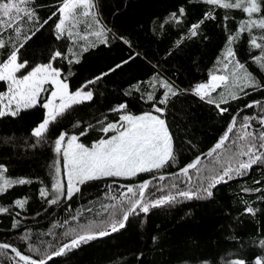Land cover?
Returning <instances> with one entry per match:
<instances>
[{
    "label": "trees",
    "instance_id": "obj_1",
    "mask_svg": "<svg viewBox=\"0 0 264 264\" xmlns=\"http://www.w3.org/2000/svg\"><path fill=\"white\" fill-rule=\"evenodd\" d=\"M17 1L0 0L23 8L15 26L0 23V67L14 54L25 73L53 65L71 94L85 90L91 99L37 135L49 92L2 115L8 84L0 79V243L44 262L73 239L98 234L67 239L70 229L104 222L127 202L125 219L151 177L206 154L192 171L153 180L123 229L46 264H264V0H101L109 27L96 3L63 22L67 0ZM215 75L227 81L201 96L197 88ZM240 111L229 140L207 154ZM148 113L164 117L173 144L159 171L88 180L55 199L64 141L75 135L92 148L119 133L124 114ZM233 146L242 159L248 148L259 158L241 163L227 151ZM50 244L47 256L34 253ZM0 252V264H28L11 249Z\"/></svg>",
    "mask_w": 264,
    "mask_h": 264
},
{
    "label": "rangeland",
    "instance_id": "obj_2",
    "mask_svg": "<svg viewBox=\"0 0 264 264\" xmlns=\"http://www.w3.org/2000/svg\"><path fill=\"white\" fill-rule=\"evenodd\" d=\"M81 1L79 0L78 3ZM17 2L25 5V0H18ZM78 3H73L71 9ZM91 5L92 3L88 7ZM75 7L76 11L73 12H70V6L66 7L65 18L68 14L71 16L74 12H78L81 9L84 10L82 7L80 9L78 6ZM22 10L23 8H20L18 4H15L13 7L3 5L0 2V23L4 22L15 26L18 22H12V20ZM23 67L24 64L20 63L17 54H14L0 67V79L6 81L8 84L7 91L2 95L1 114L15 115L22 109L35 106L39 104L41 97L49 92L48 99L45 101V120L34 131L37 135H41L48 125L70 105L91 99V93L85 90L71 94L66 82L62 80L61 71L53 65H39L26 73L23 72ZM214 77H221V83L220 81H216ZM226 81L227 77L225 76H212L207 84L197 88V92L201 96L208 95L212 90L221 87ZM157 114L148 113L140 116L124 114L122 116V129L119 131V137L102 142L94 150L83 146L75 135H72L68 141H64L65 169L63 172L59 171L56 174L53 192L55 199L58 201L64 197L69 198L73 196L77 192L78 187L88 180L99 178H134L141 173H145L143 166L151 162V160L156 161L157 155L163 156L169 154L172 150L170 140H168L166 145H161V142L166 140L165 131L161 127H155L153 125L154 120L143 119L152 117L158 119ZM227 151L228 153L234 152L235 154H239L241 163L253 162L260 155L259 151L248 148L244 152V159H242L243 154L235 146ZM230 159L231 155L226 157L225 162ZM210 169L214 173L215 166H211ZM159 170H155V172ZM24 182L26 181L23 180L20 183ZM143 189L141 188L142 192ZM127 205V202L120 203L110 208V215L104 222L81 225L70 229L67 232V239H72L82 234H101L114 230L124 223ZM146 207L145 205L143 209ZM121 221L122 223H120ZM51 247V244L37 247L34 253L45 257ZM0 256H3L2 252H0Z\"/></svg>",
    "mask_w": 264,
    "mask_h": 264
},
{
    "label": "water",
    "instance_id": "obj_3",
    "mask_svg": "<svg viewBox=\"0 0 264 264\" xmlns=\"http://www.w3.org/2000/svg\"><path fill=\"white\" fill-rule=\"evenodd\" d=\"M242 111H240L236 116L235 118L233 119L232 121V124H231V127H230V130L228 131L227 135L221 140V142L216 146L214 147L211 151H209L207 154H210L211 152H214L216 151L217 149L221 148L228 140L229 138L231 137L233 131H234V128H235V124H236V120L239 116V114H241ZM162 115H164V113H162ZM206 155V154H205ZM205 155H202L192 166L186 168V169H183L181 171H178L176 173H173V174H169V175H165V174H158V175H155L153 177H151L144 189H143V192L141 193V196L139 197V199L133 204V206L130 208V210L128 211L127 215H126V218H125V221L124 223L117 229L113 230V231H110V232H107V233H101V234H92V235H86V236H81V237H78L76 239H73L72 241L68 242L60 252H58L56 255H52L49 259H47L46 261L44 262H36V261H32L28 258H26L24 255H22L15 247H13L12 245H8V244H2L0 243V246L4 247V248H8V249H11L12 251H14L15 253H17V255L23 259L26 263L28 264H46L47 262H49L50 260H52L53 258L55 257H58V256H61L69 247L71 246H76L78 245L79 243L81 242H84V241H87V240H90V239H104V238H107L109 236H111L112 234L118 232L119 230L123 229L127 223L129 222L130 218H131V215L132 213L134 212V210L138 207V205L142 202L143 198H144V195L149 187V185L151 184V182L153 180H156V179H159V178H164V177H175V176H178V175H182V174H185L189 171H192V169H194L198 164L199 162L202 160V158L205 157Z\"/></svg>",
    "mask_w": 264,
    "mask_h": 264
},
{
    "label": "crops",
    "instance_id": "obj_4",
    "mask_svg": "<svg viewBox=\"0 0 264 264\" xmlns=\"http://www.w3.org/2000/svg\"><path fill=\"white\" fill-rule=\"evenodd\" d=\"M78 1L79 0H67L65 3H64V6L62 7V9H61V15H62V21L63 22H65V21H67L68 19H69V14H68V16L66 17V18H68V19H66L65 18V16H64V14H65V12H66V7L67 6H70V12H73V11H76V7L75 6H78L79 7V9L82 7V8H84V10H85V13L84 14H88L87 12L89 11V7H88V5L89 4H91L92 3V5H94V3H96V6H97V8H98V11H99V13H100V16H101V18H102V21H104L105 22V24H106V19L104 18V16H103V14H102V12H101V0H82L80 3H78ZM73 3H78V4H76L74 7H73V9H71L72 8V4ZM77 7V8H78ZM64 19V20H63ZM108 23V22H107ZM107 25V24H106ZM109 25V24H108ZM107 25V26H108ZM109 27V26H108ZM152 114V113H151ZM158 119H155V117H152V118H143V119H145V120H149V119H152V120H154V123H153V125L155 126V127H157V128H159V127H161L164 131H165V136H166V140L165 141H162L161 142V145L163 146V145H166L167 144V142H168V140H170V142L172 143V140H171V135H170V133H169V131H168V128H167V126H166V121H165V119H164V117L163 116H161V115H158V117H157ZM119 133L117 134V135H115L114 137H112V138H110V139H108V140H105V141H102V142H107V141H110V140H113V139H115V138H118L119 137ZM102 142H100V143H98V144H96L94 147H92V148H90L91 150H94L95 149V147H97V146H99ZM172 154H173V144H172V150L170 151V153L169 154H166V155H163V156H159V155H157V159H156V161H152L151 160V162H149L148 164H145L143 167H144V172H151V171H155V170H159V169H161L162 167H163V165H165L166 164V162L168 161V160H170V158L172 157ZM153 162H156V163H153Z\"/></svg>",
    "mask_w": 264,
    "mask_h": 264
},
{
    "label": "bare ground",
    "instance_id": "obj_5",
    "mask_svg": "<svg viewBox=\"0 0 264 264\" xmlns=\"http://www.w3.org/2000/svg\"><path fill=\"white\" fill-rule=\"evenodd\" d=\"M214 78H216L215 80L216 81H220V83H221V77H214ZM216 86V85H215Z\"/></svg>",
    "mask_w": 264,
    "mask_h": 264
},
{
    "label": "built area",
    "instance_id": "obj_6",
    "mask_svg": "<svg viewBox=\"0 0 264 264\" xmlns=\"http://www.w3.org/2000/svg\"><path fill=\"white\" fill-rule=\"evenodd\" d=\"M205 96V95H204Z\"/></svg>",
    "mask_w": 264,
    "mask_h": 264
}]
</instances>
